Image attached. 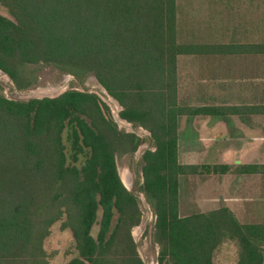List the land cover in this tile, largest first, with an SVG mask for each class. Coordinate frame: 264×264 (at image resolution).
Instances as JSON below:
<instances>
[{
	"label": "trees",
	"instance_id": "obj_1",
	"mask_svg": "<svg viewBox=\"0 0 264 264\" xmlns=\"http://www.w3.org/2000/svg\"><path fill=\"white\" fill-rule=\"evenodd\" d=\"M0 70L17 89L26 66L46 63L74 76L92 74L122 107V120L150 133L155 149L141 156V193L151 204L158 264H213L221 243L237 241L236 264H264V224H240L227 208L181 217L178 178L264 174V164L180 165L177 117L259 114L264 105L182 107L177 58L264 54V43L194 45L176 39V0H0ZM250 48V49H249ZM94 94L68 90L55 98L0 95V264H45L42 240L66 212L78 258L66 264H142L129 235L138 201L117 173L115 153H134L141 139L120 133ZM63 133L69 150L65 153ZM101 212L96 239L90 235ZM114 213L118 214L111 230ZM120 230L128 254L112 256ZM120 240V241H119Z\"/></svg>",
	"mask_w": 264,
	"mask_h": 264
},
{
	"label": "rangeland",
	"instance_id": "obj_2",
	"mask_svg": "<svg viewBox=\"0 0 264 264\" xmlns=\"http://www.w3.org/2000/svg\"><path fill=\"white\" fill-rule=\"evenodd\" d=\"M257 8L254 10H243L249 16L234 18L233 26H236L233 31V37L238 40L237 43L244 45H252L264 43V0H257ZM244 3V2H243ZM255 5V4H253ZM0 15L6 18L12 19L8 10L0 4ZM239 30V31H238ZM236 31V32H235ZM250 49V48H249ZM221 61V62H220ZM217 66L230 67V73L216 74V83L213 85L209 81V74H201V84H197L194 87L193 93L190 97L184 91L181 96L183 103H193L199 101V99L208 102L209 96L207 95L208 87L216 86V102H231L233 104H240L239 109L246 111L247 109H255L260 105H264V54H242L234 55L230 59L216 60ZM201 66H208V61L205 59ZM25 79L29 80V85L24 89H17L15 84L10 81L8 77L0 75V95L7 99L24 100L41 96L37 94V91L48 90L64 85L61 91L79 90L94 94L98 99L106 106V109L102 107V113L106 119H110L115 124L117 131L120 133H129L128 127L119 126L114 120L113 111L117 107V102L111 98L109 101L104 93V90L99 85L97 80L92 74H86L81 76H74L71 72L57 69L46 63H38L35 65L26 66ZM230 79V80H228ZM208 80V82H206ZM211 84V85H210ZM206 86L203 88V86ZM212 87V88H213ZM209 92H211V89ZM204 94L207 95L204 98ZM186 95V96H185ZM116 104H114V103ZM108 103V104H107ZM114 104V105H113ZM119 105V104H118ZM120 110V107L118 111ZM115 112V111H114ZM259 149H264V115H259ZM133 131H138L141 139L140 147H147V150H154V142L150 138V133L144 130L142 127H133L128 123ZM254 124V123H253ZM143 130H142V129ZM232 128L231 133V145L235 149H241L240 142L237 139L238 130ZM147 132L149 135H147ZM199 133L198 129L190 125L185 130V138L190 144L191 150L193 148L196 154L201 155V163L212 164L214 162V149L227 148L228 143L219 142L212 146L199 147L197 145ZM63 144L65 145V153L68 152L69 147L65 139V133H63ZM202 145V144H201ZM216 147V148H215ZM199 153H198V151ZM138 151V149H137ZM137 151L134 153H115L114 160L121 178V174L127 169L129 172V180L127 186L131 187L130 191L136 197L138 201V209L140 212L139 224L129 228V235L135 245V251L140 258L142 264H158L159 246L154 240V222L155 215L151 204L146 200L145 196L141 193V187L143 183L141 175L142 161L141 156H137ZM207 151V152H206ZM203 154V155H202ZM237 163V162H236ZM199 178L196 185L189 186L188 190L185 188L184 196V208L187 214L207 213L209 207H204V203L196 204L193 206V202H197L202 198V195H208L215 190L214 183L210 180L199 183ZM192 177L185 178V185L191 184ZM213 188V191H212ZM200 196H199V195ZM196 195V196H195ZM195 196V197H194ZM202 196V197H201ZM215 198H217L215 196ZM193 206V207H192ZM188 207V208H187ZM192 207V209H191ZM101 212L98 211L96 215V223L90 230V235L96 239L99 230V221ZM118 214L114 213L111 221V230L116 225ZM260 220V219H259ZM125 231L120 230L119 238H124ZM136 237V242L134 240ZM125 239V238H124ZM120 241V240H119ZM140 247V253L137 251L136 246ZM42 259L45 264H66L74 258H78V250L76 248L75 241L72 236L71 222L68 220L67 213L62 212L60 218L56 220L48 229V235L42 240ZM124 251L128 254V243L125 240L119 245L117 242L115 248L112 250V256H119L120 252ZM239 245L237 241H225L218 245L215 249L212 262L213 264H236L239 257Z\"/></svg>",
	"mask_w": 264,
	"mask_h": 264
},
{
	"label": "crops",
	"instance_id": "obj_3",
	"mask_svg": "<svg viewBox=\"0 0 264 264\" xmlns=\"http://www.w3.org/2000/svg\"><path fill=\"white\" fill-rule=\"evenodd\" d=\"M257 2V0H176V39L179 43L194 45L226 46L237 43L238 40L232 35L236 23L233 26L232 20L240 17L247 18L249 15L246 12L244 13L243 10L249 8L255 10ZM234 55L238 54L213 52L211 54L179 56L176 64L178 105L195 108L239 107L240 104H233L229 101L216 102V88H214L216 86L208 87L206 90L209 96L208 102L201 99L193 103H183L181 101L184 91L190 97L194 87L203 82L201 81L203 79L201 74H209V81L214 85L218 80L216 79L217 73H230L229 66H217L216 60L230 59ZM205 59L208 61V66L202 67L201 63ZM204 87L206 86L204 85ZM210 88H212L211 92H209ZM207 95L204 94V98ZM258 119L259 114H229V112L221 115L178 116V164L183 166L264 164V149L258 148ZM190 125H193L194 128L196 125L199 133L197 145L203 147L204 150H207L205 147L208 145L216 144L217 146L219 142H229L227 148L214 149L215 160L212 164L201 163L203 157L194 152V149L198 148L191 150L190 144L185 138V130ZM231 126L238 130L236 137L241 144V149H235L231 145V136L229 135L232 131ZM186 177H192L193 181L190 185L184 184ZM197 178H199V183H202L200 180H203V183L211 180L214 183L215 190L213 191L212 188L213 192L202 195L203 197L201 196L202 198L198 199L197 202H193V206L203 202L204 207L214 205L207 211L227 208L240 224H264V174L179 176L178 209L181 217L190 215L184 213L186 209L184 208L183 195L185 194V188L189 193V186L197 184V181H195Z\"/></svg>",
	"mask_w": 264,
	"mask_h": 264
},
{
	"label": "water",
	"instance_id": "obj_4",
	"mask_svg": "<svg viewBox=\"0 0 264 264\" xmlns=\"http://www.w3.org/2000/svg\"><path fill=\"white\" fill-rule=\"evenodd\" d=\"M0 73H1V76H5V77H8V75L7 74H5L4 72H2L1 70H0ZM9 78V77H8ZM9 80L11 81V79L9 78ZM102 87V86H101ZM103 88V87H102ZM103 90H104V88H103ZM79 91V90H78ZM63 92H65V91H59V92H57L56 94H53V95H41L40 97L39 96H36V97H31V98H28V99H24V100H22V101H27V100H30V99H42V98H55V97H57V96H59L60 94H62ZM105 94L107 95V97L108 98H112L111 96H109L108 94H107V92L105 91ZM113 99V98H112ZM11 100H14V99H11ZM114 100V99H113ZM116 101V100H115ZM117 102V101H116ZM119 107H120V110L119 111H117L116 112V116H117V118L119 119V120H122L121 118H120V116H119V112L122 110V107L119 105ZM115 120V119H114ZM116 121V120H115ZM122 121H125V120H122ZM126 122V121H125ZM117 123V122H116ZM127 124H128V122H126ZM129 125V124H128ZM128 129H129V133H134L135 135H137V136H140V133L138 132V131H133L132 130V128L130 127V126H128ZM142 129V128H141ZM147 135H149V133L147 132ZM147 150V147H145L144 149H139V147H138V151H137V156H142L143 154H144V152ZM150 150V149H149ZM142 175V174H141ZM121 180V179H120ZM122 182V181H121ZM123 184V183H122ZM123 186H124V188L128 191V192H131L130 191V188L131 187H127L126 185H124L123 184ZM136 239V237H134V240ZM135 242H136V240H135ZM136 249H137V251L140 253V247L137 245L136 246Z\"/></svg>",
	"mask_w": 264,
	"mask_h": 264
},
{
	"label": "bare ground",
	"instance_id": "obj_5",
	"mask_svg": "<svg viewBox=\"0 0 264 264\" xmlns=\"http://www.w3.org/2000/svg\"><path fill=\"white\" fill-rule=\"evenodd\" d=\"M0 75H1V73H0ZM65 85V84H64ZM64 85H62V86H59V87H56V88H52V89H48V90H42V91H37V94H42V95H53V94H56L57 92H59V91H61L62 90V88H64L65 86ZM103 89V88H102ZM104 93H105V90H104ZM106 95V94H105ZM107 96V95H106ZM107 99H108V103H109V101H112L110 98H108L107 97ZM114 101V100H113ZM107 103V104H108ZM114 103V102H113ZM114 104H116V103H114ZM113 104V105H114ZM118 109H119V105L117 104V107L115 108V112L113 111V113H115L114 114V118H115V120H116V122H117V124L119 125V126H121V127H128L129 125L125 122V121H122V120H119L118 118H117V116H116V112L118 111ZM143 130V129H142ZM145 147H139V149H144ZM120 177V176H119ZM121 181H122V183L124 184V185H126L127 186V182H128V180H129V172L127 171V169L124 171V173L123 174H121ZM127 187H129V186H127Z\"/></svg>",
	"mask_w": 264,
	"mask_h": 264
}]
</instances>
